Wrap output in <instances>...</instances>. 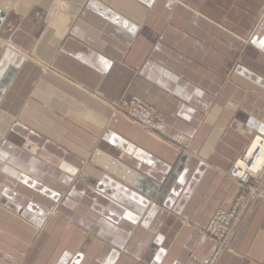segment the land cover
Here are the masks:
<instances>
[{
    "label": "crops",
    "instance_id": "1",
    "mask_svg": "<svg viewBox=\"0 0 264 264\" xmlns=\"http://www.w3.org/2000/svg\"><path fill=\"white\" fill-rule=\"evenodd\" d=\"M14 40L33 41L34 60ZM122 97L145 100L160 130L113 112ZM0 104L90 157L97 182L84 180L105 202L95 230L48 226L38 240L0 225V264H264V180L228 248L204 233L246 196L229 172L264 138V0H0Z\"/></svg>",
    "mask_w": 264,
    "mask_h": 264
},
{
    "label": "rangeland",
    "instance_id": "2",
    "mask_svg": "<svg viewBox=\"0 0 264 264\" xmlns=\"http://www.w3.org/2000/svg\"><path fill=\"white\" fill-rule=\"evenodd\" d=\"M18 43L30 49L25 54L29 55L28 59L34 60V42L14 40L9 45L15 47ZM240 61L241 56H236L229 68H238L241 65ZM29 62L31 63L30 60ZM10 65L11 68H17V60L12 59ZM27 65V68H30L29 65L32 64ZM28 75L31 79H28L27 85L21 92V95L27 98L32 95L34 87V73L29 72ZM12 97L11 107L18 109L19 93L17 90L13 91ZM142 105L148 107L158 121L157 129L150 132H158L163 119L145 100L138 97H122L108 102L113 112L123 115L137 125L135 111ZM13 117L4 113L0 104V134L4 135L6 146L13 147L9 151L4 145L0 148V154L6 158L8 165L7 167L0 165V176L2 180L16 182L19 193H15L16 191L5 193L0 184V225H9L11 222L16 226L35 227L40 232L36 237L38 240L43 234L42 231L48 226L56 228V226L75 225L84 229H97L100 221L98 214L105 209V202L96 198L99 194L104 195L99 191L100 185L95 184L94 186L84 180V163H90L92 159L89 160L90 157L85 159L82 154L71 150L67 151L66 146L57 144L49 135L42 136L39 130L37 131L34 126L20 120L17 114ZM84 160L87 161L84 162ZM98 170L102 172L101 169H96L94 172ZM88 174L91 172L88 171ZM88 174L85 178L97 182V179H93L92 175ZM260 186L262 185L258 188ZM15 194L18 196L17 199ZM22 228L21 230H24ZM28 232L27 230L26 235H29ZM87 235L93 237L98 234L91 232ZM87 238L88 236L76 238V245L82 244L81 242ZM4 255L0 249V263Z\"/></svg>",
    "mask_w": 264,
    "mask_h": 264
},
{
    "label": "built area",
    "instance_id": "3",
    "mask_svg": "<svg viewBox=\"0 0 264 264\" xmlns=\"http://www.w3.org/2000/svg\"><path fill=\"white\" fill-rule=\"evenodd\" d=\"M138 125L144 127L148 131H155L158 127V121L151 110L142 105L135 111ZM258 154V153H257ZM256 156V155H255ZM246 163L247 171L241 172L240 161ZM254 164L252 159H248L246 153L234 164L229 172V175L237 184L244 190L246 196L239 198L234 207L230 211H218L211 218L208 227L205 229V235L216 241L222 250L228 248L232 242L236 228L240 220L245 216L247 210L263 197V192L260 191V183L264 180V171H259L257 175H251V169ZM254 182V183H253Z\"/></svg>",
    "mask_w": 264,
    "mask_h": 264
},
{
    "label": "bare ground",
    "instance_id": "4",
    "mask_svg": "<svg viewBox=\"0 0 264 264\" xmlns=\"http://www.w3.org/2000/svg\"><path fill=\"white\" fill-rule=\"evenodd\" d=\"M246 155L249 160L252 159L254 161V164L251 169V175L255 176L258 174L259 171H264V138L255 137L249 149L247 150ZM239 165L242 168V173L244 171H247V166L245 162L241 160Z\"/></svg>",
    "mask_w": 264,
    "mask_h": 264
}]
</instances>
